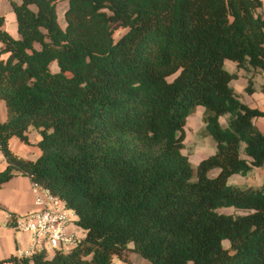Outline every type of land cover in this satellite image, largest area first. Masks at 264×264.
<instances>
[{
  "label": "trees",
  "instance_id": "1",
  "mask_svg": "<svg viewBox=\"0 0 264 264\" xmlns=\"http://www.w3.org/2000/svg\"><path fill=\"white\" fill-rule=\"evenodd\" d=\"M8 1L18 36L0 14V187L29 176L75 213L83 236L51 257L0 264H112L130 242L150 264H264V179L228 182L264 167L253 122L264 112L230 84L242 69L251 94L264 73L262 0H67L63 28L57 0ZM198 105L216 149L193 164L182 150ZM30 130L35 159L9 144L30 143Z\"/></svg>",
  "mask_w": 264,
  "mask_h": 264
},
{
  "label": "crops",
  "instance_id": "2",
  "mask_svg": "<svg viewBox=\"0 0 264 264\" xmlns=\"http://www.w3.org/2000/svg\"><path fill=\"white\" fill-rule=\"evenodd\" d=\"M263 2V8H264V0ZM0 14H3L5 17V29L13 36L17 37V26L14 29H9L6 24L8 21H14L15 14L11 10V6L8 0H0ZM264 74V73H263ZM264 81V78H263ZM262 81V82H263ZM262 82L256 86V82L254 83V91L249 94L251 97V103L248 105L251 107H257L261 109L264 112V94L260 91V85ZM237 92V91H236ZM238 93V92H237ZM239 94V93H238ZM203 110L199 109L198 112L201 113V118L203 114ZM192 113L188 116L191 117ZM187 117V118H188ZM6 118V107L5 104L0 102V122L3 121ZM261 117H255L253 119L254 124L258 126V128L261 131H264V119L257 122V120ZM262 119V118H261ZM189 120V118H188ZM186 120V123L188 122ZM219 122L221 125H226V117L221 116L219 118ZM204 122L202 121V126L200 129H204ZM203 134V133H202ZM203 135H207L205 132ZM207 135L205 138L211 141L212 143V150L210 154H213L215 152V142L214 140L208 138ZM28 138L30 143H24L19 138L13 136L9 140L10 148L11 150L17 154L20 157L28 158V159H35L40 154V149L38 146L35 145L36 141L39 140L40 135L35 130H30L28 133ZM207 156V155H205ZM204 156V157H205ZM203 158V157H202ZM201 158V159H202ZM199 162V161H198ZM197 162V163H198ZM195 163V164H197ZM6 165V161L0 152V171L4 169ZM258 174L262 175L261 180L257 185L261 184L262 180L264 179V167H254L248 175L241 176L239 174H233L229 177L236 179L238 178H249L251 174ZM228 179V180H229ZM252 184L247 183L246 186H249ZM37 209V206L34 204V193L32 190V181L29 176L22 175V174H16L12 178H10L8 181L4 182L0 187V259H6L10 256H17L25 255L26 252L30 249L31 242H32V234L30 232L26 231H20L13 228L11 225L8 224L7 215L9 213H13L16 215V217L22 216L24 214H27L31 211H34ZM71 217L73 219V222L75 223V220L77 219V216L72 211ZM76 227L72 226V224L69 226V230L75 231L76 228H79L76 224ZM80 235H83V233L79 232ZM53 250H47L46 254L48 257H51L53 255Z\"/></svg>",
  "mask_w": 264,
  "mask_h": 264
},
{
  "label": "rangeland",
  "instance_id": "3",
  "mask_svg": "<svg viewBox=\"0 0 264 264\" xmlns=\"http://www.w3.org/2000/svg\"><path fill=\"white\" fill-rule=\"evenodd\" d=\"M16 1H20V0H16ZM67 5H68L67 0H57V5H56L57 20L62 28L65 26L64 11L67 8ZM6 26L9 29L16 28L15 20L13 22L9 20ZM125 31L126 28L124 27L116 28L113 33L114 39H118L123 33H125ZM51 67L53 70H56L57 64L55 62H52ZM224 67L229 71L236 70L235 63L228 59L224 61ZM247 75L248 72L246 73V71L242 69L238 70V77L236 79H233L230 82V84L231 86H233L235 91L239 93V99L242 102L249 104L251 103V97L249 94L245 92V87L247 85V80H246ZM255 77H256L255 78L256 86H258L263 81L264 74L258 73ZM0 102L4 103L1 100ZM199 109L203 110L204 108L200 105L196 106L192 112V116L188 117L189 120L187 118L188 122L185 125V140H184L185 146L184 149L182 150L184 154L188 155L189 160L193 164L197 163L205 155H209V153H211L212 150L211 141L205 138L208 134L203 135L202 129H200L202 126V118H201V113L198 112ZM261 118H259L257 122L263 120L264 115L261 116ZM262 132L264 133V131ZM208 136H209L208 138L212 140V137L210 135ZM261 176L262 175L253 173L250 175L249 178L244 177V178L236 179L235 177H233L230 178L228 182L230 184L239 185V186H244L247 183L252 185H257L261 180ZM219 212L227 213V214L241 213V211L236 210L233 207L219 208ZM71 224L72 226L76 227L74 222L71 221ZM75 231L76 234L80 236L79 232L81 233L82 230L80 228H76ZM127 246L128 248L124 250L121 256L113 255L112 264H150V262L147 259L143 258L141 255H139L136 251L133 250L132 242L128 243ZM223 246L228 248L229 242L227 240H224Z\"/></svg>",
  "mask_w": 264,
  "mask_h": 264
},
{
  "label": "built area",
  "instance_id": "4",
  "mask_svg": "<svg viewBox=\"0 0 264 264\" xmlns=\"http://www.w3.org/2000/svg\"><path fill=\"white\" fill-rule=\"evenodd\" d=\"M34 204L37 209L22 216L16 217L13 228L30 232L32 242L25 255L36 252L63 249L69 250L76 246L83 235H77L76 231L69 230L72 210L68 209L64 202L51 194L46 188L32 182ZM10 215H7V220Z\"/></svg>",
  "mask_w": 264,
  "mask_h": 264
}]
</instances>
